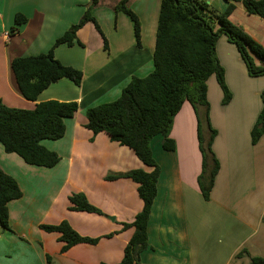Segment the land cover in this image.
I'll list each match as a JSON object with an SVG mask.
<instances>
[{"label":"crops","instance_id":"crops-1","mask_svg":"<svg viewBox=\"0 0 264 264\" xmlns=\"http://www.w3.org/2000/svg\"><path fill=\"white\" fill-rule=\"evenodd\" d=\"M119 0H100L92 10L106 39L92 22L76 32L72 45L59 44L53 55L62 64L82 71L80 85L61 78L46 87L35 101L24 98L15 81L13 58L46 53L82 16L91 0H0V99L9 107L30 109L49 99L76 101L78 108L65 119V133L42 144L60 156L53 167L27 164L0 143V167L17 181L22 195L8 203L10 230L0 226V264H112L121 260L141 209L137 183L108 173L143 167L134 152L107 134H93L84 125L88 107L116 99L133 76L153 69L160 0H130L140 23L141 46L136 45L130 18L113 6ZM216 11L225 0H209ZM16 13L26 21L11 32ZM230 20L264 47V19L248 14L235 3ZM216 52L231 92L222 103L215 75L207 80L209 117L217 134L212 148L219 170L208 200L200 192L197 176L201 153L193 107L184 101L173 118L169 136L173 150L162 147V136L150 142L160 173L157 194L147 225L148 246L141 264H248L264 257V131L256 143L251 128L261 110L264 75L249 76L234 44L224 35ZM82 192L103 214L69 209L68 196ZM66 220L82 236L100 237L97 243H78L61 252L57 232L40 224ZM110 234L109 236H106ZM239 252L241 255L237 256ZM49 256L50 261H47Z\"/></svg>","mask_w":264,"mask_h":264},{"label":"trees","instance_id":"trees-1","mask_svg":"<svg viewBox=\"0 0 264 264\" xmlns=\"http://www.w3.org/2000/svg\"><path fill=\"white\" fill-rule=\"evenodd\" d=\"M99 1L91 0L78 21L56 38L48 52L11 60V71L24 98L35 101L46 87L61 78L80 85L82 71L62 64L54 57L53 49L59 44L72 45L77 30L87 22H92L103 36L92 15V9ZM129 1L119 0L113 9L130 18L136 45L140 47V23L129 7ZM225 1L224 10L218 12L206 1L160 0L152 71L143 77L133 76L116 99L88 107L85 111L84 126L87 129L93 134L103 132L110 140L130 148L143 164V167L104 176L106 180L130 178L137 183V194L142 201V207L133 220L123 223V229L132 227L133 232L123 248L121 260L112 264H141L140 253L148 246L147 225L160 173L150 142L154 136L161 135L162 147L165 150L174 149L175 143L169 133L173 118L184 101L191 104L197 120V141L201 153L197 183L204 200L209 199L219 170V161L212 148L217 131L210 121L207 100V80L211 75H215L221 88L222 103L226 104L231 99L224 68L216 52L219 37L224 35L228 42L234 44L249 76L264 75V47L230 20L235 3L239 1L248 14L264 19V0ZM25 21L22 13H16L10 31H17ZM103 40L106 47L104 36ZM261 100V110L250 131L252 143H256L264 131V89ZM77 108L76 101L49 99L25 109L9 107L0 99V143L3 149L16 153L27 164L53 167L60 156L44 146L42 141L61 138L65 133V119L72 117ZM21 195L15 178L0 167V226L3 229L10 230L9 201ZM68 201L71 210L103 214L82 192H72ZM39 227L59 234L58 240L63 242L61 252L78 243L95 244L100 238L80 235L66 220L57 224H40ZM47 261H50L49 256ZM248 264H264V257L252 256Z\"/></svg>","mask_w":264,"mask_h":264},{"label":"rangeland","instance_id":"rangeland-1","mask_svg":"<svg viewBox=\"0 0 264 264\" xmlns=\"http://www.w3.org/2000/svg\"><path fill=\"white\" fill-rule=\"evenodd\" d=\"M117 1V0H116ZM201 1H206V2H208L209 0H201ZM211 1H213V0H211ZM215 4V3H214ZM214 4H212V6L211 7H214ZM93 10V9H92ZM214 13H216L215 11H213ZM209 102V101H208ZM210 105V104H209Z\"/></svg>","mask_w":264,"mask_h":264}]
</instances>
